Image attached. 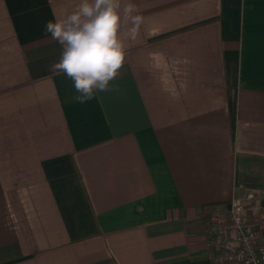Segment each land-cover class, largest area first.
I'll return each mask as SVG.
<instances>
[{
    "label": "crops",
    "instance_id": "obj_1",
    "mask_svg": "<svg viewBox=\"0 0 264 264\" xmlns=\"http://www.w3.org/2000/svg\"><path fill=\"white\" fill-rule=\"evenodd\" d=\"M80 2L0 0V264H211L209 215L264 206V0H120L85 103L44 31Z\"/></svg>",
    "mask_w": 264,
    "mask_h": 264
},
{
    "label": "clouds",
    "instance_id": "obj_2",
    "mask_svg": "<svg viewBox=\"0 0 264 264\" xmlns=\"http://www.w3.org/2000/svg\"><path fill=\"white\" fill-rule=\"evenodd\" d=\"M122 21L130 24L127 36L135 40L144 18L132 2L121 8L120 0H81L71 13L46 22L45 33L61 46L49 72L63 73L72 81L75 102L85 103L97 92L108 91L119 75L125 62Z\"/></svg>",
    "mask_w": 264,
    "mask_h": 264
},
{
    "label": "built area",
    "instance_id": "obj_3",
    "mask_svg": "<svg viewBox=\"0 0 264 264\" xmlns=\"http://www.w3.org/2000/svg\"><path fill=\"white\" fill-rule=\"evenodd\" d=\"M206 234L211 264H264V206L234 199L225 212L209 215Z\"/></svg>",
    "mask_w": 264,
    "mask_h": 264
}]
</instances>
